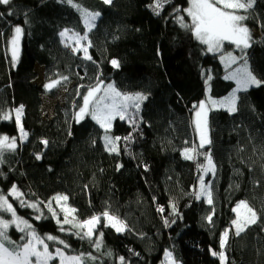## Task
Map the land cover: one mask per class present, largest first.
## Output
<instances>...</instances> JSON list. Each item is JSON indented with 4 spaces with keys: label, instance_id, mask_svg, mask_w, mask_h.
Listing matches in <instances>:
<instances>
[{
    "label": "trees",
    "instance_id": "trees-1",
    "mask_svg": "<svg viewBox=\"0 0 264 264\" xmlns=\"http://www.w3.org/2000/svg\"><path fill=\"white\" fill-rule=\"evenodd\" d=\"M73 4L100 13L88 33L91 59L60 36L65 29L82 35L87 30L85 17L67 0L0 4V136L16 137L14 150L0 152V193L38 235L64 241L51 244L52 249L83 253L84 264H163L167 252L180 264H222L213 252L224 253L223 264H264V0L238 10L247 17L243 23L259 33L252 37L246 58L261 84L239 93L236 111H208L210 143L197 145L193 160L182 152L198 143L194 105L208 93L214 98L228 95L235 83L224 77L220 54L209 52L190 28L181 26L178 17L192 23L184 11L189 0H168L159 15L151 7L154 0L110 4L73 0ZM16 27L23 31L14 61L10 41ZM228 45L226 50H235ZM38 67L44 71L42 83L36 82ZM52 80H60L56 87H67V92L63 103L47 116L43 98L54 94L56 87L48 90L44 85ZM101 82L147 97L125 119H113L109 132L121 138L116 142L118 152L106 150L105 131L91 115L77 122L83 96ZM20 106L26 139L16 123ZM5 115L10 118L3 119ZM42 140L48 141L46 146ZM208 155L215 170L205 173L198 164L206 165ZM201 178L210 187L212 204L203 196L197 199ZM13 185L23 193L26 205L37 203L38 209L12 198ZM58 194L68 197L77 220L101 217L91 240L76 235L80 229L60 231L57 217L63 219L62 212L52 199ZM49 201L57 217L49 211ZM240 201L256 212L257 219L237 235L233 209ZM105 211L123 221L126 229L117 232L105 226ZM0 217L11 218L6 212ZM99 233L103 236L97 248L91 241ZM7 236L15 242L10 248L28 237L14 225Z\"/></svg>",
    "mask_w": 264,
    "mask_h": 264
},
{
    "label": "snow or ice",
    "instance_id": "snow-or-ice-1",
    "mask_svg": "<svg viewBox=\"0 0 264 264\" xmlns=\"http://www.w3.org/2000/svg\"><path fill=\"white\" fill-rule=\"evenodd\" d=\"M168 2V0H154V4L151 5L153 12L159 15L160 10L163 8V4ZM190 7L185 9L188 15L192 19L191 25H188L183 22V17H178L181 26L184 28H190L195 37L204 45L207 46V50L209 52L220 51L222 44L225 41H229L234 43L237 47L245 49L249 47V29L246 26L241 24L242 21L247 19L244 15L237 14L238 10H247L253 7L254 0H189ZM67 3L72 5L73 7H77L81 14L85 17L86 23L88 25L94 26L95 19L100 15V13H90L86 9L79 8V5L73 4V0H67ZM105 4H110L111 0H104ZM0 4L2 5H10L11 0H0ZM222 5L223 7H218L217 5ZM2 15V14H0ZM21 27L15 28V35H13L11 39L12 44V58L15 61L17 56V44L22 33ZM68 29H65L60 33L61 37H64L68 33ZM77 37V43L81 39H87V36H79V34H74ZM85 57L87 59H91L88 55V49L85 47L83 49ZM231 61H235L236 57H233L231 53L228 54L227 57ZM221 59H225L224 56H221ZM112 64L114 66H119L118 61L113 60ZM236 78L238 87H242L247 89L250 85H259L261 82L256 79L255 76L252 75L250 71L247 69V63L245 61V67L242 72H239L234 77H226V79ZM63 80H66L67 77H63ZM210 80L211 77H208ZM60 80H52L50 83L44 85L45 89L51 90L54 87L60 84ZM102 83V82H101ZM101 91L99 85L95 88H90L86 95L83 96V106L80 107L79 112L76 114L77 122L82 120L85 115H91L92 119L95 120L101 128L104 129L105 135L103 137L105 141V148L110 152H117L118 147L116 142L119 141L120 137H115L114 139L109 136L108 132L111 128V122L117 116L121 120L125 119V113L128 108V101H133V106L135 109H139L140 103L139 101L147 99L146 96L142 94H135L134 96L122 94L117 91L113 85L109 84L107 88H105L104 95L97 97L96 94ZM210 102L215 105L217 103L220 104H228L230 111H236L235 108V93L230 94L229 97L224 98L223 101H214L210 100ZM93 104L92 109H89V105ZM199 110L196 111L197 120L196 128L200 131V147H203L205 144L210 143V141L206 137V131L204 125H206V112H205V102L201 101L198 106L194 105V109L197 108ZM23 106L16 109V123L20 124V115L22 113ZM202 116L204 119H202ZM9 115H5L3 119H9ZM21 138L26 139L27 133L24 131L22 125L20 126ZM123 139L128 140L129 137H124ZM42 144L47 145V140H42ZM16 148V137H7L0 136V150H14ZM195 152V149H184V156L186 159L193 160L195 157L192 154ZM199 154V153H197ZM37 159H40V154L36 155ZM207 164H198V167L202 168L205 173L209 171H214V166L212 164L211 156H206ZM201 190L197 194V199L200 198L201 195L207 197V202L212 204V193L210 191V187L204 183L203 178L200 179ZM10 195L16 196L17 199L23 195L20 193L15 185H13L10 190ZM56 201L57 204H60L61 201L64 203L61 204V211L63 212V219H59L57 217V213L51 208V201L47 205L49 211L52 212L53 217H57V223L61 225L60 231H65L62 225L71 224L74 228L80 229L76 235L80 236L81 239L88 238L91 240L93 235L96 232V227L100 223V216H92L84 221H77L75 216V209L67 206L68 197L66 195H57L52 198ZM22 206L31 207L33 209H38L37 203H32L30 205H26L23 200L20 201ZM245 209L246 213V222L242 225L240 223L239 209ZM160 211H164L163 208L159 209ZM234 212H237V219L232 221V224L236 228V234L239 235L240 232L244 231L245 228L249 224L256 223L257 215L256 212L247 205L245 201H240V203L233 209ZM0 212L11 213L12 220H4L0 217V264H50V261H53L56 257H59L60 264H84L85 256L83 253L77 256H66L63 249L57 247L55 252L49 250V244L45 241H53L58 242L59 244H64L63 240H59L58 237L53 235H47L42 238L37 234L36 230L32 228V226L28 223L27 220L22 219L17 216L16 210L13 207L12 203L9 202L8 196L0 193ZM72 216L70 219L69 217ZM102 216L107 220L108 224L105 226H111L115 228L117 232H122L126 229V225L123 221H120L119 218L110 215L107 211L102 213ZM42 218V214L36 216L37 220ZM207 219L211 222L212 217L209 216ZM24 224L25 228H20V224ZM15 225L21 232H24L25 229H29L28 239L22 245H16L14 248H10L9 244H14L15 242L10 241L7 236V229L10 225ZM99 236L102 237L103 233H99ZM228 238V231L226 230L221 237L220 246L223 249L226 245ZM21 239H25L23 236ZM95 247L99 248L101 246V240L96 239L91 241ZM42 246V247H41ZM67 247V245H65ZM212 255H219L220 260L223 264L225 261V256L223 252L219 254L213 252ZM166 256L171 259V253H166ZM91 257L89 254V257ZM123 260V257H121Z\"/></svg>",
    "mask_w": 264,
    "mask_h": 264
},
{
    "label": "rangeland",
    "instance_id": "rangeland-1",
    "mask_svg": "<svg viewBox=\"0 0 264 264\" xmlns=\"http://www.w3.org/2000/svg\"><path fill=\"white\" fill-rule=\"evenodd\" d=\"M245 2H247V0H245ZM218 7H223L222 5H217ZM189 7H190V4H189ZM242 10V9H241ZM187 13V12H186ZM188 14V13H187ZM237 14H239V15H241V13H239L238 11H237ZM189 16V15H188ZM98 18V17H97ZM97 18L95 19V21L97 20ZM189 18H190V20L192 21V19H191V17L189 16ZM86 21V20H85ZM95 21H94V23H95ZM241 24L243 25V26H246L248 29H249V27L246 25V24H244L243 23V21L241 22ZM95 25V24H94ZM86 28H87V30H86V34H84V35H82V34H79V36H81V37H83V36H87V39H81V40H79V43H77V37L74 35V34H78V33H74V32H68L63 38H64V41H65V43H66V45H69V46H71L72 47V49L75 51V52H80L82 55H84V57H85V54H84V51H83V49L85 48V47H87V49H88V55H89V41H88V33H89V31L94 27V26H91V25H88L87 23H86ZM249 34H250V39H249V46H250V44H251V39H252V37L253 36H257L259 33H258V31H256V30H250L249 29ZM14 35H15V31H14ZM20 39H21V34H20V37H19V40H18V44H17V56H18V54H19V51H20ZM227 44H229L228 46H232V45H234V47H235V50L234 51H231V50H226V48H225V46L227 45ZM249 48V47H248ZM248 48H245V49H242V48H239V47H237L234 43H231V42H229V41H225L223 44H222V47H221V49H220V51H213L212 53H218V54H220V57H219V59H220V62L222 63V66H223V68H224V71H225V74H224V77L226 78V77H234V76H236V74H238L239 72H242L243 70H244V67H245V61H246V63H247V69H248V71H250V68H249V63H248V61H247V58H246V51H247V49ZM10 53H11V55H12V44H11V41H10ZM229 53H231V55L233 56V57H236V59H235V61L233 62V61H231V60H229L227 57H228V54ZM17 56H16V58H17ZM221 56H224L225 57V59H221ZM37 72H38V74H39V77H38V79H37V81L36 82H38V83H42L43 82V79H44V71H43V69L42 68H37ZM251 72V71H250ZM253 75V74H252ZM254 76V75H253ZM258 81H260L258 78H256ZM229 80H232V81H234V83H235V87H234V89L228 94V95H226V96H223V97H220V98H214V97H212V96H210V94L208 93L207 95H208V97L206 98V99H204L203 101L205 102V112H206V125H204V128H205V131H206V137H207V139H208V126H207V114H208V111L210 110V109H224V110H227V111H229V112H233V111H230L229 110V105L228 104H220V103H217V104H215V105H213L211 102H210V100H214V101H223L224 100V98H226V97H229L230 96V94H232V93H235V108H236V105H237V99H238V95H239V93L241 92V91H245V90H247V89H249V88H251V87H253V86H257V85H250L247 89H244V88H242V87H238V85H237V79L236 78H231V79H229ZM261 82V81H260ZM109 84H111V85H113L112 83H107V84H104V83H101V84H99V86H100V88H101V91L99 92V93H97L96 94V96L97 97H99V96H102V95H104V89L105 88H107V86L109 85ZM261 84V83H260ZM114 86V85H113ZM96 87V86H95ZM95 87H93V88H95ZM55 88V87H54ZM114 88H115V86H114ZM116 89V88H115ZM52 90V89H51ZM117 90V89H116ZM117 91H119V90H117ZM66 92H67V87H64V86H59L58 88L56 87V89H55V93L54 94H50V95H47V96H45L44 98H43V112H44V115H47V116H51L52 115V112H53V109H54V107L57 105V104H60V103H63V100H64V97H65V95H66ZM120 92V91H119ZM120 93H122V94H127V95H131V96H134L135 94H137V93H123V92H120ZM139 94H142L143 96H146L145 94H143V93H140V92H138ZM142 102H143V100L142 101H139V103H140V106H141V104H142ZM83 103H84V101H83ZM128 103V108H127V112L125 113V117H126V115L129 113V112H131V109L132 108H135L134 106H133V101H128L127 102ZM199 105V104H198ZM83 106V105H82ZM94 105L93 104H90L89 105V109L91 110L92 109V107H93ZM197 110H199L198 108H197ZM196 110V111H197ZM79 112V111H78ZM77 112V113H78ZM76 113V114H77ZM16 115H17V113H16ZM21 115H22V113H21ZM21 115H20V126H21ZM77 117V116H76ZM117 117H119V116H117ZM202 119H204V117L202 116ZM197 120V117H196V112H195V114H194V130H195V134H196V138H197V141H198V143L194 146V147H192V148H189V149H195V152H193L192 154L195 156V153H196V147H197V145H200V131L196 128V123H195V121ZM113 121V120H112ZM111 127H112V122H111ZM110 130V129H109ZM108 134H109V136L110 137H112L113 138V136L111 135V132H108ZM114 139V138H113ZM105 142V141H104ZM206 145V144H205ZM117 147H118V145H117ZM2 150H0V152H1ZM118 152V151H117ZM182 154H183V156H184V151L182 152ZM185 157V156H184ZM214 170H215V167H214ZM204 183L206 184V185H208L206 182H205V179H204ZM200 190H201V185H200V181H199V183H198V193L200 192ZM19 191V190H18ZM12 198H14V199H17L16 198V196H14V195H10ZM201 196H203L204 198H206V200H207V197L206 196H204V195H201ZM17 200H19V201H21V200H23V198H21L20 197V199H17ZM10 202V201H9ZM64 202L63 201H61V203L60 204H57L58 205V208L60 209V211H61V204H63ZM240 203V202H239ZM238 203V204H239ZM237 204V205H238ZM236 205V206H237ZM67 206H69V207H71L68 203H67ZM250 207V206H249ZM72 208V207H71ZM236 208V207H235ZM62 212V211H61ZM238 212H239V216H240V223L243 225L245 222H246V216L248 215L247 213H246V210L245 209H243V208H241V209H239L238 210ZM10 214V216H11V218L10 219H8V220H12V215H11V213H9ZM17 214V213H16ZM236 214L238 215V213L236 212ZM74 216H75V214H73ZM17 216H19L18 214H17ZM113 216V215H112ZM20 217V216H19ZM62 217H63V212H62ZM114 217H116V216H114ZM70 219L72 218V216H70L69 217ZM22 219H24V218H22ZM76 219V218H75ZM103 219L105 220V222L108 224V222H107V220L103 217ZM236 219H237V217H236ZM4 220H6V219H4ZM24 220H26V219H24ZM62 220V219H61ZM77 220V219H76ZM120 220V219H119ZM77 221H79V220H77ZM121 221V220H120ZM100 222H101V220H100ZM30 224V223H29ZM14 225V224H13ZM60 225V224H59ZM99 225V224H98ZM97 225V226H98ZM250 225V224H249ZM12 225H10L9 227H11ZM61 226V225H60ZM63 226V228L65 229V231L64 232H71V231H73V226L71 225V224H64V225H62ZM14 227H16L15 225H14ZM19 227L20 228H25V226H24V224H20L19 225ZM17 228V227H16ZM97 228V227H96ZM18 230H19V228H17ZM75 229H77V228H75ZM233 229H234V231L236 232L237 230H236V228H235V226L233 225ZM79 230V229H78ZM29 229H25V231H24V233L26 234V235H28V233H29ZM123 232V231H122ZM47 235H45V236H41L42 238H44V237H46ZM29 237H27V239H28ZM97 239H100V236H97ZM101 240V239H100ZM46 243H48L49 244V250L50 251H52L53 253L55 252V249L57 248V247H59V246H55L54 247V249H52L50 246H51V244H54V243H56V242H53V241H45ZM42 247V246H41ZM59 248H61V249H63L62 247H59ZM63 251H64V253H65V255L66 256H76V255H69V254H67L66 252H65V250L63 249ZM167 253H171V252H167ZM50 264H60V260H59V257H56L53 261H50ZM163 264H180V263H178L175 259H174V257H173V254L171 253V259H169V257L168 256H166L165 255V259H164V263Z\"/></svg>",
    "mask_w": 264,
    "mask_h": 264
}]
</instances>
